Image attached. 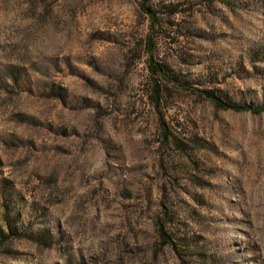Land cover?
I'll return each mask as SVG.
<instances>
[{"label":"rangeland","instance_id":"374dc122","mask_svg":"<svg viewBox=\"0 0 264 264\" xmlns=\"http://www.w3.org/2000/svg\"><path fill=\"white\" fill-rule=\"evenodd\" d=\"M207 91L264 105V0H0V264H264V112Z\"/></svg>","mask_w":264,"mask_h":264},{"label":"trees","instance_id":"16d2710c","mask_svg":"<svg viewBox=\"0 0 264 264\" xmlns=\"http://www.w3.org/2000/svg\"><path fill=\"white\" fill-rule=\"evenodd\" d=\"M177 6V5H176ZM142 9L143 11L151 18L152 20V33L154 32V26L158 23V16H157V10L153 7L147 6L146 3H142ZM176 12V11H175ZM175 12H173V15H175ZM150 34L147 42H146V49L152 53L154 49V39L153 34ZM149 68L153 74H158L162 76L164 79L167 78V72L165 67L162 64L155 63L153 60L149 61ZM154 88V98L156 100L160 97V83H156ZM207 99L211 100L213 103H215L218 107L223 109H231L234 111H251L253 113H260L264 112V105L253 107V106H243L239 104H232L229 102L224 101L219 95L214 93L213 91H207L205 93ZM160 235L163 239L164 243H169L171 240V237L168 235V233L164 230V227H160Z\"/></svg>","mask_w":264,"mask_h":264}]
</instances>
